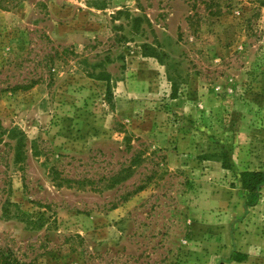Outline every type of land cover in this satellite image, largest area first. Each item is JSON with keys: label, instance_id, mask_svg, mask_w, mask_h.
<instances>
[{"label": "rangeland", "instance_id": "rangeland-1", "mask_svg": "<svg viewBox=\"0 0 264 264\" xmlns=\"http://www.w3.org/2000/svg\"><path fill=\"white\" fill-rule=\"evenodd\" d=\"M206 1L0 0V264H264V0Z\"/></svg>", "mask_w": 264, "mask_h": 264}, {"label": "trees", "instance_id": "trees-1", "mask_svg": "<svg viewBox=\"0 0 264 264\" xmlns=\"http://www.w3.org/2000/svg\"><path fill=\"white\" fill-rule=\"evenodd\" d=\"M216 1L217 0H208L206 1V3L208 2V6L210 8H212L213 6H216ZM205 2V1H204ZM201 3V0H190V4H192V7L193 9L197 8L198 4ZM120 14L122 12H119ZM129 17L131 18V15H129ZM143 18L138 16V17H133L131 19V23H132V29L135 30V33H138L140 32L141 30V23H142V20ZM148 22V21H147ZM159 47V45H158ZM155 50L156 48L152 47L151 45H144V56L146 57H155ZM101 77H98L100 80H105V81H109L110 79V76L109 75H100ZM174 88V86H173ZM175 89V88H174ZM177 93V90L175 89L173 91V96H175ZM24 140L20 139L19 140V143L17 145V151H18V154L19 156L21 155H24V151H23V148H24V144H23ZM226 155L224 156V159H223V167L224 169H227L229 167V163L227 162V159H226ZM241 180H242V185L244 187V189L246 191H248L251 195V201L249 203H247V206H252L254 204L257 203L258 201V198H259V192L261 190V187L262 185H264V173L263 172H259V171H253V172H249V171H246V172H243L241 173ZM247 259V255H245L244 253H238V252H233L230 256V263L231 262H235V263H241L243 261H245ZM4 264H10V263H4Z\"/></svg>", "mask_w": 264, "mask_h": 264}]
</instances>
